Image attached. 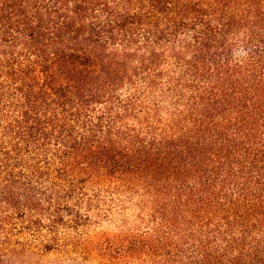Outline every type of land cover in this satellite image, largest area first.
<instances>
[{"label": "trees", "instance_id": "trees-1", "mask_svg": "<svg viewBox=\"0 0 264 264\" xmlns=\"http://www.w3.org/2000/svg\"><path fill=\"white\" fill-rule=\"evenodd\" d=\"M0 264H264V0H0Z\"/></svg>", "mask_w": 264, "mask_h": 264}]
</instances>
